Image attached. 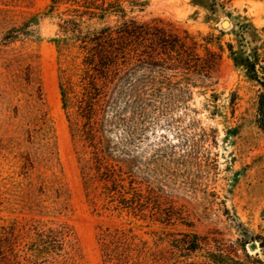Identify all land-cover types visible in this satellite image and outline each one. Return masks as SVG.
Wrapping results in <instances>:
<instances>
[{"label": "rangeland", "instance_id": "1", "mask_svg": "<svg viewBox=\"0 0 264 264\" xmlns=\"http://www.w3.org/2000/svg\"><path fill=\"white\" fill-rule=\"evenodd\" d=\"M55 2L0 0V264L15 252L25 263L33 228L58 225L74 233L77 264H264L262 87L241 63L264 60V0H120L128 17L159 19L151 32L168 36L159 55L176 58L168 64L186 56L183 41L198 56L195 73L164 71L173 95L152 109L135 152L144 195L135 213L106 196L70 130L60 81H76L82 54L54 40L86 0ZM162 44L148 38L130 56H157ZM117 228L125 236H102Z\"/></svg>", "mask_w": 264, "mask_h": 264}, {"label": "trees", "instance_id": "2", "mask_svg": "<svg viewBox=\"0 0 264 264\" xmlns=\"http://www.w3.org/2000/svg\"><path fill=\"white\" fill-rule=\"evenodd\" d=\"M52 3L51 9L55 7V0ZM79 6L81 9H74L67 18H61V37L54 40L56 44L72 41L82 54L76 81L71 78L60 81L62 107L67 111L73 137L90 149L93 163L90 169H94L98 180L104 183L106 196L110 201L117 200L121 209L142 211L144 195L138 186L143 184V179H137L143 171L136 164L135 152L153 123L147 120L151 118L152 109L160 112L167 95H173L175 83L164 71L179 69L185 75L195 73L198 56L186 51L183 41L181 51L186 56H178V64H168L176 58L159 56L169 53L165 47L169 44L165 40L168 36L151 32L154 28L151 23L159 19L138 21L128 17L120 0H86ZM113 17L114 24H109ZM11 33L20 34L19 28L12 29ZM151 37L164 43V47L155 50L157 56H142L148 54L145 49H138L140 56H130L134 47ZM259 56L249 54L241 63L248 76L262 87L258 123L264 128V60ZM188 86H179L176 91L179 95H188ZM37 92L41 99L40 87ZM69 108L75 110V117ZM125 234L117 228L114 234L106 231L102 236ZM110 245L111 242L104 244L107 261L112 259ZM26 246L25 263H21L15 252L13 264H77L79 248L68 226H36Z\"/></svg>", "mask_w": 264, "mask_h": 264}, {"label": "water", "instance_id": "3", "mask_svg": "<svg viewBox=\"0 0 264 264\" xmlns=\"http://www.w3.org/2000/svg\"><path fill=\"white\" fill-rule=\"evenodd\" d=\"M223 24H227V27H228L229 22L228 21H224ZM227 27H225V28H227ZM251 247L254 248V245H252Z\"/></svg>", "mask_w": 264, "mask_h": 264}, {"label": "bare ground", "instance_id": "4", "mask_svg": "<svg viewBox=\"0 0 264 264\" xmlns=\"http://www.w3.org/2000/svg\"><path fill=\"white\" fill-rule=\"evenodd\" d=\"M229 25V24H228ZM223 27H227V24H223Z\"/></svg>", "mask_w": 264, "mask_h": 264}]
</instances>
